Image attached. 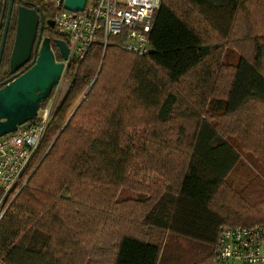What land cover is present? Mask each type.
Returning a JSON list of instances; mask_svg holds the SVG:
<instances>
[{
    "label": "trees",
    "instance_id": "16d2710c",
    "mask_svg": "<svg viewBox=\"0 0 264 264\" xmlns=\"http://www.w3.org/2000/svg\"><path fill=\"white\" fill-rule=\"evenodd\" d=\"M148 41L68 68L2 264H212L223 227L264 223V0H160Z\"/></svg>",
    "mask_w": 264,
    "mask_h": 264
},
{
    "label": "built area",
    "instance_id": "2783aa9c",
    "mask_svg": "<svg viewBox=\"0 0 264 264\" xmlns=\"http://www.w3.org/2000/svg\"><path fill=\"white\" fill-rule=\"evenodd\" d=\"M159 4L160 0H86L80 12L55 13L54 29L64 38L61 39L67 46V54L64 59H58L62 63L58 82L47 102L38 108L35 119L0 136V221L18 191L14 188L24 173L28 171L29 175L39 161L34 163L33 157L50 112L72 84L68 68L80 62L93 44H98L103 52L111 36L121 37L125 51L144 55ZM236 261L264 264V223L226 226L220 230L212 264Z\"/></svg>",
    "mask_w": 264,
    "mask_h": 264
},
{
    "label": "water",
    "instance_id": "95a60500",
    "mask_svg": "<svg viewBox=\"0 0 264 264\" xmlns=\"http://www.w3.org/2000/svg\"><path fill=\"white\" fill-rule=\"evenodd\" d=\"M18 1V0H17ZM14 0H2L0 22L4 15L0 36V54ZM20 2V0H19ZM85 0H62V8L71 12L82 9ZM5 11V12H4ZM15 28L8 56V70L12 74L0 81V136L12 132L18 125L33 121L39 108L58 82L62 63L55 61L48 36L41 35L35 9L22 4L15 6ZM59 57L64 59L67 46L62 39L54 38ZM33 58L24 71L14 73L29 58ZM14 73V74H13Z\"/></svg>",
    "mask_w": 264,
    "mask_h": 264
},
{
    "label": "flooded vegetation",
    "instance_id": "af4514ba",
    "mask_svg": "<svg viewBox=\"0 0 264 264\" xmlns=\"http://www.w3.org/2000/svg\"><path fill=\"white\" fill-rule=\"evenodd\" d=\"M85 2H86V0H85ZM85 2L83 4V7L81 10L71 12V11H68V10H65L62 8V0H20V2H19V0L18 1L14 0L12 10H11V14H10V17L8 20L9 30L7 31V28H6L2 50H3V47L7 46L9 43H11V47H12L14 33L11 36V28L12 27L15 28V14H14L15 12L14 11H15L16 5L22 4L28 8L35 9L36 13H37V18H38L37 28L39 29V27H41V35L47 36V34H51V32H55V29H54V15H55V13H57L61 10L71 12V13L80 12L83 10ZM2 18H3V16H2ZM2 18H1V22H0V27H1V23L4 22V19H2ZM1 32H2V29L0 30V36H1ZM11 47H10V50H11ZM2 50H1V54H2ZM51 50L53 53L54 60L59 62V60L56 56V53H55V49L53 50L51 48ZM9 53H10V51H9ZM1 54H0V57H1ZM8 56L6 59L5 58L3 59L4 61L1 64V69H3L5 67L6 71L8 70ZM32 58H33V55H32V51H31L28 60L20 68L16 69L14 71V73L24 71L26 66L30 65ZM5 60H6V62H5ZM11 75L12 74H6V73H4L3 75H0V81L8 79ZM48 98H49V96L47 97L46 100H48Z\"/></svg>",
    "mask_w": 264,
    "mask_h": 264
},
{
    "label": "rangeland",
    "instance_id": "374dc122",
    "mask_svg": "<svg viewBox=\"0 0 264 264\" xmlns=\"http://www.w3.org/2000/svg\"><path fill=\"white\" fill-rule=\"evenodd\" d=\"M0 74H2V70L0 69ZM58 102H59V99L58 100H56V103H54V105L53 106H55V105H57L58 104ZM54 108V107H53ZM35 159V158H34ZM38 159H35L34 160V163L37 161Z\"/></svg>",
    "mask_w": 264,
    "mask_h": 264
},
{
    "label": "crops",
    "instance_id": "0c3cea01",
    "mask_svg": "<svg viewBox=\"0 0 264 264\" xmlns=\"http://www.w3.org/2000/svg\"><path fill=\"white\" fill-rule=\"evenodd\" d=\"M233 264H243V263H241V262H239V261H236V262H234Z\"/></svg>",
    "mask_w": 264,
    "mask_h": 264
}]
</instances>
